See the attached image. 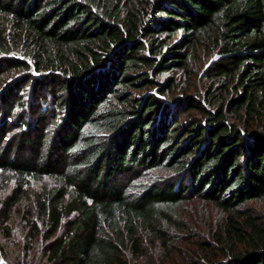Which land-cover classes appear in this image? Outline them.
<instances>
[{"label": "trees", "instance_id": "obj_1", "mask_svg": "<svg viewBox=\"0 0 264 264\" xmlns=\"http://www.w3.org/2000/svg\"><path fill=\"white\" fill-rule=\"evenodd\" d=\"M198 50L214 57L203 95L155 79ZM45 177L47 264H129L194 199L225 214L219 264H264L245 206L264 200V0H0L5 221Z\"/></svg>", "mask_w": 264, "mask_h": 264}, {"label": "rangeland", "instance_id": "obj_2", "mask_svg": "<svg viewBox=\"0 0 264 264\" xmlns=\"http://www.w3.org/2000/svg\"><path fill=\"white\" fill-rule=\"evenodd\" d=\"M178 38L179 36L175 35L173 41ZM20 59L23 57L21 56ZM213 59L212 55H205L198 50L190 58L189 74L174 70L162 73L155 79L160 82L174 79L177 86L176 93L187 92L203 95L208 83L202 78V73ZM18 75L19 73L13 70L3 75V78L8 81L18 78ZM27 91L23 92L25 101L29 99ZM44 186L51 191L56 184L54 180L47 177L40 183L30 182V185L25 187L27 193L10 209L8 221L4 220L3 202L10 195L12 187L8 186L7 189L0 190V223L8 228L5 232L0 226V264H47L45 258L47 239L42 219L36 216L34 203V192H38ZM245 206L259 217L260 224L264 228V200H249ZM173 219L176 222V228L172 231L170 242L163 245L160 240L143 234L140 241V252L137 256L125 251V259L128 263L219 264L225 261L226 255L221 252V249H224L216 240V234L221 233L225 221V214L219 208L210 202L197 199L187 200L174 209ZM31 225H34L36 229L30 230ZM32 233L35 234L34 237Z\"/></svg>", "mask_w": 264, "mask_h": 264}]
</instances>
